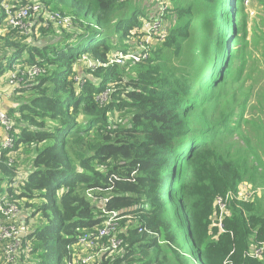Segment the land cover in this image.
Wrapping results in <instances>:
<instances>
[{"label": "trees", "instance_id": "16d2710c", "mask_svg": "<svg viewBox=\"0 0 264 264\" xmlns=\"http://www.w3.org/2000/svg\"><path fill=\"white\" fill-rule=\"evenodd\" d=\"M135 1L0 0V79L18 65L47 69L6 104L15 149L0 161V176L8 181L2 195L30 210L21 215L29 231L22 246L27 262L65 264L68 247L83 235L95 237L106 210L124 218L115 233L124 244L90 264H264V190L229 209L224 233L213 218L216 196L243 183L264 189L261 158L252 164L245 152L231 156L215 147L222 135L234 133L233 117L242 118L246 105L223 112L229 107L224 94L245 77L241 1L167 0L168 37L153 46L147 62L92 72L80 62L84 55L106 64L120 51L135 50L143 21L158 17L133 8ZM5 4L13 14L38 4L72 16L74 24L46 27L40 13L34 33L25 37L6 28ZM76 76L88 77L83 87ZM106 91L102 105L98 97ZM20 150L35 153L24 178L20 166L6 160ZM37 216L41 222L31 225ZM94 240L93 253L109 244L108 238Z\"/></svg>", "mask_w": 264, "mask_h": 264}, {"label": "built area", "instance_id": "2783aa9c", "mask_svg": "<svg viewBox=\"0 0 264 264\" xmlns=\"http://www.w3.org/2000/svg\"><path fill=\"white\" fill-rule=\"evenodd\" d=\"M4 9L8 16V24L6 28L12 29L11 26L17 28L21 26V21L26 22L27 20H32V16L35 21L40 13L44 14V23L46 27H49L51 23H55L57 27L70 29L75 18L72 16H65L59 12L50 11L47 8L34 4L26 8H23L13 14L9 5L5 4ZM32 25L28 28H24V32L20 35L27 37L30 33ZM142 38L137 44V48L128 53L120 51L117 53L108 63L104 64L100 61H93L89 59L88 56H83L80 62L87 63L89 69L94 72L100 67L107 68L112 65H126L129 61L132 64H142L147 62L151 55L153 46L157 43L164 42L166 40V33L164 32L159 21L154 20L152 22L146 23L142 28ZM42 75V76H41ZM47 75V69L38 64H34L30 67H22L21 65L16 66V68L11 71L9 77V87L11 92L6 94L5 99L12 97L13 92L21 87L26 86L29 82H34L39 76L43 77ZM88 77L76 76L74 80L81 86L86 83ZM110 91L104 92L98 97V101L103 105L108 101ZM108 94L107 99L104 97ZM4 101L0 102V129L4 132V139L0 138V161H2L3 153L7 151H14L15 149V135H14V122L12 118L9 117L8 112L4 108ZM7 165L12 167L14 161L12 157H7ZM246 183L240 185L237 191H230L225 195H218L215 199L216 215L215 220L220 228V231L224 233V219L229 213V209L233 206L236 209H240L242 204H248L247 202L250 198V193L247 190ZM12 196L9 194H4L0 197V250L2 251V258L0 264H15L16 259L22 258L23 254L27 258L28 253L24 252L22 246L24 242H27V236L29 234L28 227L21 221V208L20 206L12 200ZM235 201L232 206H229L228 201ZM238 203H241L239 206ZM106 220L102 226L97 230L95 237L91 235H83L76 247H68L69 259L65 264H90L95 260L100 253H106L108 251H118L124 244V240L115 235L118 228L120 227V222L124 218L120 217V214L115 211H104ZM99 239H109V244L107 247H101L99 252L93 253L97 243L94 240ZM17 245V247H16ZM92 253L89 255L88 252ZM258 256L260 252L257 253Z\"/></svg>", "mask_w": 264, "mask_h": 264}, {"label": "rangeland", "instance_id": "374dc122", "mask_svg": "<svg viewBox=\"0 0 264 264\" xmlns=\"http://www.w3.org/2000/svg\"><path fill=\"white\" fill-rule=\"evenodd\" d=\"M158 0H138L134 2L133 8L136 10H140L144 13L148 11H152V14H155L158 17L156 19H145L143 21V25L146 23L157 20L160 22L164 32L166 33V39L168 37L169 32V23L164 19L165 15L170 14V8L172 6V2H168L160 0V4L157 2ZM236 1V0H235ZM240 21L243 23L241 35L245 37L246 45L244 47L246 66L244 70V78H236V82L240 83L235 84L233 86L230 85L228 88V92H226L225 98L228 101V106L223 108L224 113H229L231 111V106L234 103L246 102V105L243 107L244 116L240 118L238 115L233 117L232 129L234 133L224 134L217 141V145L215 147H219L222 150L227 148L231 152V156L235 155L236 152L241 151L245 152L251 158V163H257L258 157L262 159L264 164V145L261 142L262 135H264V128L257 129L258 126L264 127V0H240ZM227 0H224V3ZM159 8V9H158ZM226 7L223 8V14H227L228 10ZM37 15L32 16V20H27L26 22L21 21V26L12 29L17 32H24V28H28L30 24L32 25L29 36L33 34V29L35 27V19ZM229 17V16H227ZM229 23V22H228ZM55 24V23H54ZM67 29V28H66ZM5 31V30H4ZM4 31H0L4 32ZM33 32V33H32ZM258 39L257 43H255V39ZM238 47V46H237ZM131 63L127 62L126 64ZM11 73V72H10ZM10 73H7L6 76L0 79V102L4 101V108L11 104L14 94L11 98L5 99L6 94L11 92V88L9 87V77ZM42 76V75H41ZM39 76V77H41ZM242 89V91H240ZM252 89V90H250ZM14 93V92H13ZM108 94L104 97L107 99ZM9 103V104H8ZM8 104V105H6ZM247 107V108H246ZM7 111V110H6ZM237 113H239L237 111ZM10 117V116H9ZM221 117V110L216 113V115L212 118L213 120H218ZM11 118V117H10ZM116 120H120L121 116L117 113L115 115ZM240 124H237V122ZM224 148V149H223ZM251 148L249 151L247 149ZM255 150L253 151V149ZM35 157L34 151L24 152L20 150L14 157H12L14 164L16 163L20 166L19 174L22 178L29 175L30 167L33 158ZM4 180H0V188L3 190L0 191V197L3 193H5V189L7 186V179L5 177ZM21 178V179H22ZM247 190L250 193V198L247 202H252L256 195L261 194L264 189H254L250 184L247 185ZM228 193V192H227ZM225 193V194H227ZM224 194V195H225ZM222 195V194H220ZM262 196V195H260ZM217 198V196H216ZM215 198V199H216ZM174 203V201H172ZM229 206L231 207L235 201H228ZM241 206V203H238ZM249 204V203H248ZM174 207L177 209L179 206L174 203ZM216 208V207H215ZM232 208V207H231ZM241 208V207H240ZM233 209V208H232ZM234 210V209H233ZM21 212L24 215H30V210L27 212ZM215 212V211H214ZM216 215V212H215ZM215 219V216L213 217ZM181 219V228L183 229V236H185V231L187 230V222L183 216L180 215ZM31 225H38L39 221L41 222V217L37 216L31 219ZM185 221L186 225H183ZM216 224L211 220V224L209 227L210 232L215 228ZM31 228V227H30ZM17 247V245H16ZM2 258V251L0 250V262ZM26 261H23L22 258H18L15 260V264H29L27 260L30 261V256L25 257Z\"/></svg>", "mask_w": 264, "mask_h": 264}, {"label": "crops", "instance_id": "0c3cea01", "mask_svg": "<svg viewBox=\"0 0 264 264\" xmlns=\"http://www.w3.org/2000/svg\"><path fill=\"white\" fill-rule=\"evenodd\" d=\"M4 134V132L0 129V137H2Z\"/></svg>", "mask_w": 264, "mask_h": 264}, {"label": "water", "instance_id": "95a60500", "mask_svg": "<svg viewBox=\"0 0 264 264\" xmlns=\"http://www.w3.org/2000/svg\"><path fill=\"white\" fill-rule=\"evenodd\" d=\"M234 30V29H233ZM178 171V166L175 167L174 169V173H176Z\"/></svg>", "mask_w": 264, "mask_h": 264}, {"label": "clouds", "instance_id": "9594fccd", "mask_svg": "<svg viewBox=\"0 0 264 264\" xmlns=\"http://www.w3.org/2000/svg\"><path fill=\"white\" fill-rule=\"evenodd\" d=\"M175 176H176V173H174L172 177H175Z\"/></svg>", "mask_w": 264, "mask_h": 264}]
</instances>
